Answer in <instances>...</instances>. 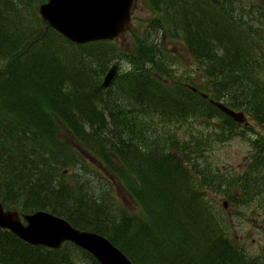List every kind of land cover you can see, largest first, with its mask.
Returning a JSON list of instances; mask_svg holds the SVG:
<instances>
[{
	"label": "trees",
	"instance_id": "1",
	"mask_svg": "<svg viewBox=\"0 0 264 264\" xmlns=\"http://www.w3.org/2000/svg\"><path fill=\"white\" fill-rule=\"evenodd\" d=\"M44 2L0 0V39L15 43L6 51L0 45L4 209L61 217L108 239L134 264H264V254L251 257L233 244L230 211L213 197L235 215L249 207L253 217V206L264 215V0H146L155 18L131 51L112 42L70 43L38 15ZM177 40L185 64L166 48ZM124 61L127 67L101 90L110 65ZM49 76L60 81L62 103L43 98L38 114L26 118L17 102L33 90V78ZM210 99L244 112L253 127L236 124ZM235 137L251 152L240 173L214 165L210 154ZM94 161L137 213H128L111 183L89 169ZM167 208L183 217L171 226L181 238L177 246L163 236ZM21 251L26 260L18 261ZM28 263L98 264L74 245L47 250L0 230V264Z\"/></svg>",
	"mask_w": 264,
	"mask_h": 264
},
{
	"label": "water",
	"instance_id": "2",
	"mask_svg": "<svg viewBox=\"0 0 264 264\" xmlns=\"http://www.w3.org/2000/svg\"><path fill=\"white\" fill-rule=\"evenodd\" d=\"M47 1L38 9L42 19L70 42L86 44L112 41L126 33L130 28L131 8L135 0ZM117 68L116 65L111 66L103 78L101 89L110 84ZM200 96L206 98L204 94ZM210 103L236 123L245 122L241 112L236 113L218 102ZM0 228L10 231L22 242L32 246L57 250L63 243L68 242L88 252L99 264H133L108 239L96 233L75 229L63 218L48 212L36 211L22 215L19 219L15 211H6L0 204Z\"/></svg>",
	"mask_w": 264,
	"mask_h": 264
},
{
	"label": "rangeland",
	"instance_id": "3",
	"mask_svg": "<svg viewBox=\"0 0 264 264\" xmlns=\"http://www.w3.org/2000/svg\"><path fill=\"white\" fill-rule=\"evenodd\" d=\"M155 15L152 13L151 9L147 5L146 0H135L132 16H131V28L128 33L120 36L119 39L112 42L118 50L123 49L126 51H131L132 47L135 46V36L139 35L140 30L144 25H147L148 21L153 20ZM166 48L170 53H173L177 58L179 57V62L185 64L186 53L184 52L183 45L181 41H171L168 42ZM187 62V61H186ZM126 62H122L121 69L119 73L124 70ZM192 66H189V70ZM183 68L179 67L177 75L182 73ZM248 123L247 126L253 127V122L251 118L247 115L245 116ZM197 129L202 130V127L196 126ZM205 130V128H204ZM203 130V132H204ZM206 132V131H205ZM252 132V131H251ZM251 132H246L250 134ZM213 160V164L219 168L231 171L233 173H240L243 171L247 165V161L251 156L250 147L247 145L246 141L241 137H235L227 140L224 143L216 144L213 150L210 152ZM89 169L95 171L99 177L104 181H109L112 185L111 193L113 197L117 200L119 204L124 206V209L128 213H137L138 208L127 195L126 192L121 188L120 184L114 180L108 170L100 165L98 162H89ZM72 173L71 171H69ZM69 173V174H70ZM69 177V176H68ZM218 202V207L221 209V203L225 200L221 196H213ZM254 210V215L252 217L249 214V207L244 209L240 215H235L232 207L227 209L230 211L228 214V219L230 220V239L233 244L241 246L247 255L251 257L262 256L264 254V215L262 210L256 206L251 207L250 210ZM256 212V213H255Z\"/></svg>",
	"mask_w": 264,
	"mask_h": 264
},
{
	"label": "bare ground",
	"instance_id": "4",
	"mask_svg": "<svg viewBox=\"0 0 264 264\" xmlns=\"http://www.w3.org/2000/svg\"><path fill=\"white\" fill-rule=\"evenodd\" d=\"M3 32L5 33V35L9 38H11V31L10 29H4ZM8 32V33H7ZM0 45L1 48L4 49L5 51L7 49H10L9 47L13 46V44H15L13 41L8 40V39H0ZM92 76H95V72H92V75L89 76L88 79L92 80ZM33 82V90H31V92H29L26 97L23 99V101L20 100V103L17 102L16 105H18V109L19 111H21L23 113V115L26 118H32L35 117L38 112L40 111V103L43 101V98L47 101V100H52L53 102H60L58 104L62 103V100H59L61 97V92H59L58 87L60 86V81L56 80L54 77H50L47 79H43L42 81L37 80V79H32ZM80 84V83H79ZM76 84V86L73 87V93H75V91L77 92V89L80 87H84L86 86L88 88L89 86V81L86 83H82L84 85H79ZM64 85V84H63ZM55 88V89H54ZM54 89V90H53ZM53 90V91H52ZM81 91V90H80ZM17 135H13V137H16ZM2 163L0 161V169H2ZM8 169V168H7ZM8 173V171H6ZM14 173H16V171H13ZM19 179V175H15V180L18 181ZM36 179V178H35ZM177 185L178 182H177ZM185 189L188 191V189L185 187ZM189 192V191H188ZM180 210V209H178ZM178 210H171L167 208V211H165L164 213L166 214V212L168 213L165 217L164 223L166 226H168L164 231V237H168V242L172 243L174 246H177L178 244L181 243V238L176 237L174 234V230H172V227L174 228V226L176 224H180L183 222V217H181V213H178ZM159 220V219H158ZM172 226V227H171ZM185 239H183L184 242ZM24 252L21 251L19 254L21 256L18 257V261L20 260H26V258H24L23 254ZM24 262V261H23ZM31 264V263H28Z\"/></svg>",
	"mask_w": 264,
	"mask_h": 264
}]
</instances>
